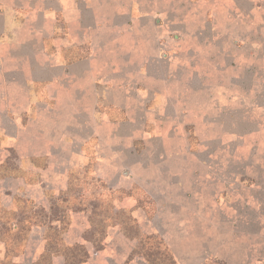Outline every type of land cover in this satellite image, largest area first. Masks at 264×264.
Listing matches in <instances>:
<instances>
[{
    "label": "rangeland",
    "instance_id": "obj_1",
    "mask_svg": "<svg viewBox=\"0 0 264 264\" xmlns=\"http://www.w3.org/2000/svg\"><path fill=\"white\" fill-rule=\"evenodd\" d=\"M57 1L122 37L36 51L19 19L49 2L54 21ZM139 54L134 83L150 77L140 91L162 105L145 127L105 101L102 127H71L87 94L73 71L21 96L57 60L127 57L138 72ZM0 63V264H264V0H0Z\"/></svg>",
    "mask_w": 264,
    "mask_h": 264
},
{
    "label": "crops",
    "instance_id": "obj_2",
    "mask_svg": "<svg viewBox=\"0 0 264 264\" xmlns=\"http://www.w3.org/2000/svg\"><path fill=\"white\" fill-rule=\"evenodd\" d=\"M78 1L79 0H75V5H76V2ZM48 3L49 2H47V4L44 3L46 4L45 6L46 10H42V8L44 7H40L38 11L33 10L31 8L30 10L31 13L32 12L39 13V14L32 13L34 16H32L33 18L31 20L26 21V20L19 19V22H18V25H21V27L25 29L23 30L24 33L22 34L23 36H21V38L23 39V41L25 39V42L27 43H28V40L26 39L27 36L31 38L30 39L31 46L32 47L35 46L36 47L35 49H37L36 51H41L40 49H43L45 51L43 40L52 39L53 37H55L53 38L54 39L53 44L57 48H61L62 44H66V43H69L70 46L71 45L83 46L85 44H92L93 46L98 47V51H101V47H104V43H103L104 38L108 39L107 36L116 37V35H119L120 37H122L123 35L120 33L122 28L119 24L114 22V26L113 25L112 26H102L101 28H99L97 25H95V22L92 20L91 17L79 14L78 12L75 11V8L71 11H67L62 6V9H60L61 7L60 1H57L56 3L57 4L56 10L58 11L54 12V14L60 15V17L57 19V16H56L53 21L51 18L52 14L47 12V11H50V6L48 5ZM8 11H10L9 15L11 12H13L11 10H8ZM131 17L134 20L143 19L139 15L137 17H133V16ZM119 18L120 17L118 16L116 21L119 20ZM61 22L62 24H60ZM31 26L35 28V31H36L35 36L32 35L31 33V30H30ZM56 27H59V29L63 31V36L60 38H56V36H54L56 33L55 32ZM113 27H116L115 31H113ZM153 30L154 29H152V31ZM130 31L132 32V34L136 32V40L142 39L144 41L145 29L144 30L142 29L140 33L138 29H134V28L131 29ZM157 38H159V36H157ZM77 42L82 43V44L79 45ZM148 45H149V48L147 47V53L150 51L154 52L156 48H159V47H156L154 44H148ZM57 52H59V50H57ZM145 53H146V48H145L144 54ZM139 56H142V55L139 54ZM144 59L146 58L142 56V61L140 63V66H142V69L141 71H138V72H137V67L134 66L135 63H133V61H131L127 57L121 59L124 61L119 64L116 61H111V60L104 61L100 57H98L95 60L93 58L84 59L83 57H78L75 61H73L67 67L60 66L59 60H57L56 63L54 62L55 63L54 68H56V71H57L56 73L58 75H55V73H53L51 76H49L47 72H45L47 75L45 79H41V78L34 79V80L29 79L23 82L24 84L21 83L23 86L22 89H24L23 95L21 96L25 97V94L27 95L28 88H26V86L28 82L32 84L31 90L33 92L37 84H39L40 93H37L36 95H39V94L46 95L45 90H44L45 89L44 85H48L49 83H53L56 81L60 82L61 80H66L64 78V75L69 74L71 71H73L78 77V83L76 86L77 88L74 87V90L78 91L79 88H82L83 91L86 92L87 94H86V97L84 98L85 103L83 104L86 108V111L85 110H82V111L75 110L71 113V116L69 119L70 124H72L71 127H85L86 126V127H92V129L93 127H102L100 124V119L97 117V114L96 113L94 114V112L98 111V107L100 106L102 101L108 102V105L111 104L117 107L118 109H121L124 113L129 110L131 112V115L133 116L132 118L134 119L136 118L135 120H133V122L137 121L141 127H145L147 124V119L144 120V118L146 117V114L144 113L145 109L150 108L149 104L151 103H154V105L156 106L155 104L156 100H158L157 102L159 105L157 106L158 108L159 107L161 108L162 105L160 102L161 98L159 94L157 95V97H153V98L151 97L150 101H148V98L144 97V95H142L143 93L140 91L141 88L147 89V90H144V92L155 89V85L154 83H151L150 77H148L149 79L145 81L147 83L152 84V86L147 84L148 85L147 87H143L142 84L139 83V81H138L139 84L134 83L136 79H138L139 75L143 73V69L145 67ZM37 61L38 60L36 59L35 63L40 64ZM51 61L52 60H50V62ZM50 62L48 60L45 63L41 62V67L43 68V70L47 71L49 69H52L50 67ZM63 72H66V73L63 74ZM114 81H116V85H117V88L115 89H113L112 87V84ZM137 84L138 86H141V87H138L139 88V89L137 88L138 90L133 91L132 89H134V86ZM25 88H26V91H25ZM9 93H7V95ZM11 93L13 92L11 91ZM11 93L7 97V99L9 100H13L12 98L15 97V95H12ZM69 94L70 96H72V90L66 91L65 97L67 98ZM58 97L59 96L56 93L53 97H49V98L46 97L45 99L56 100V99H59ZM14 99H16V97ZM164 100H166V97H164ZM25 107L26 109L24 113L27 115L28 111L26 112V110L28 108L26 105ZM159 109H158V112H159ZM154 110H156V107L154 108ZM64 115H70V113L67 111ZM82 116L85 117L83 120H82ZM63 117H66L64 121L68 120V116H63ZM92 118L94 120L93 122H91ZM127 120L128 119H125V121L124 120L117 121L113 119L111 124L114 122V125H116V127H131L130 124L133 125L134 123L133 122L124 123V122H127ZM41 127H44V125ZM133 127L139 128L136 125H133Z\"/></svg>",
    "mask_w": 264,
    "mask_h": 264
}]
</instances>
